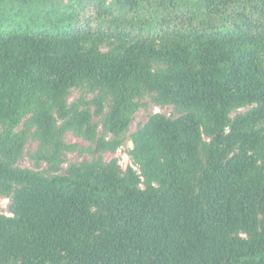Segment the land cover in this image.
<instances>
[{"label":"trees","instance_id":"16d2710c","mask_svg":"<svg viewBox=\"0 0 264 264\" xmlns=\"http://www.w3.org/2000/svg\"><path fill=\"white\" fill-rule=\"evenodd\" d=\"M0 198V264H264V0H0Z\"/></svg>","mask_w":264,"mask_h":264},{"label":"rangeland","instance_id":"374dc122","mask_svg":"<svg viewBox=\"0 0 264 264\" xmlns=\"http://www.w3.org/2000/svg\"><path fill=\"white\" fill-rule=\"evenodd\" d=\"M79 96L77 92L73 93V98L75 99ZM244 112V111H243ZM154 114H163L168 117L175 116V110L173 107H156L153 105H149L140 109V111L136 114L133 124L131 125L130 132L126 136V141L124 146L119 150L116 154H105L104 158L106 161H110L116 158L119 161V164L122 169L126 170L129 166H132V162L128 156V152L132 150V134H134L139 128L144 126L148 121L149 117ZM98 123V119H96ZM66 143L69 145H77L78 151L76 152H68L65 155V166L69 164H79L84 160L89 159V155L86 152L81 153V150H86L90 147V144L84 141L83 139L75 137L72 133H68L65 137ZM37 150V143L34 141H30L27 146V151L24 158L20 161L19 167L23 169H34L35 166L30 159V156L27 153H33ZM43 169H46V166H43ZM10 202L6 199L0 198V214L10 216L9 212Z\"/></svg>","mask_w":264,"mask_h":264}]
</instances>
